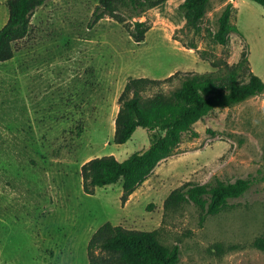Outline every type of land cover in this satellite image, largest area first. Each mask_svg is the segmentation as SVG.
I'll return each mask as SVG.
<instances>
[{
  "label": "rangeland",
  "instance_id": "1",
  "mask_svg": "<svg viewBox=\"0 0 264 264\" xmlns=\"http://www.w3.org/2000/svg\"><path fill=\"white\" fill-rule=\"evenodd\" d=\"M167 0L119 23L91 24L98 0H47L31 18L28 36L0 63V264H88L87 245L106 222L158 231L177 246V264H264V95L216 108L197 121L173 154L122 202L121 182L82 190L80 167L94 157L123 161L150 144L138 127L113 142L118 97L129 78L164 80L169 92L188 73L216 71L247 51L264 81V7L252 0H209L201 30L185 27L179 5ZM0 0V28L8 17ZM232 4L237 32L212 42L218 18ZM146 21L145 39L128 32ZM129 23V24H128ZM91 24V25H90ZM158 90V89H155ZM253 182L240 197L203 221L192 203L166 210L164 200L186 182Z\"/></svg>",
  "mask_w": 264,
  "mask_h": 264
},
{
  "label": "trees",
  "instance_id": "2",
  "mask_svg": "<svg viewBox=\"0 0 264 264\" xmlns=\"http://www.w3.org/2000/svg\"><path fill=\"white\" fill-rule=\"evenodd\" d=\"M47 0H6L8 17L0 28V63L9 61L31 29V18ZM167 0H98L91 24L104 16L119 23L126 22L122 11L130 18L140 17L150 8ZM264 7V0H252ZM209 0H184L179 5L185 27L201 30ZM232 4L228 3L218 18V28L211 33L212 42L226 45L237 27L232 23ZM90 24V25H91ZM129 24V23H128ZM146 21H132L129 36L137 43L145 39ZM216 71L185 74L180 85L164 92V81L147 77L129 78L118 97V111L114 120L113 142H127L138 127L150 132L149 146L131 154L123 161L113 155L94 157L80 167L82 190L92 195L96 188L121 182L120 199L124 203L153 173L157 165L171 156L185 132L208 116L216 108H226L252 96L264 95V81L250 68L247 51H242L236 63L226 61ZM158 89V90H155ZM252 180L240 178L234 182L216 180L214 183L186 182L173 189L164 200L166 210L192 203L203 221L228 206V201L242 196ZM254 246L264 249V237L255 239ZM88 264H177L178 247L168 248L160 240L158 231L127 229L110 222L102 224L92 234L87 245Z\"/></svg>",
  "mask_w": 264,
  "mask_h": 264
}]
</instances>
